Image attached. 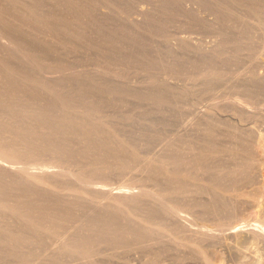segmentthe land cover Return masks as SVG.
I'll return each instance as SVG.
<instances>
[{
    "label": "rangeland",
    "instance_id": "rangeland-1",
    "mask_svg": "<svg viewBox=\"0 0 264 264\" xmlns=\"http://www.w3.org/2000/svg\"><path fill=\"white\" fill-rule=\"evenodd\" d=\"M163 1L0 0V264H264V0Z\"/></svg>",
    "mask_w": 264,
    "mask_h": 264
},
{
    "label": "bare ground",
    "instance_id": "bare-ground-1",
    "mask_svg": "<svg viewBox=\"0 0 264 264\" xmlns=\"http://www.w3.org/2000/svg\"><path fill=\"white\" fill-rule=\"evenodd\" d=\"M162 1V0H161ZM163 2H166V3H168V4H170V2L168 1V0H164ZM167 5V4H166ZM171 7V6H170ZM167 8V7H166ZM156 9V8H155ZM167 9H169V8H167ZM154 11V10H153ZM157 12H158V10H157ZM154 12H152V14H153ZM26 15H28V14H26ZM29 16H30V13H29ZM35 19V18H34ZM57 21V20H56ZM65 28V27H64ZM222 44L223 43H220V46H222ZM3 49V48H2ZM1 52V51H0ZM6 62V61H5ZM4 64V63H3ZM8 67V66H7ZM6 69V68H5ZM11 71V70H10ZM7 74H9V75H11L10 73H7ZM14 74V73H13ZM11 75V77L12 76H14V75ZM253 76L254 77H256L257 76V73L254 71V73H253ZM9 77V76H8ZM12 78H14V77H12ZM57 84V83H56ZM61 85V84H60ZM67 86V85H66ZM82 86V85H81ZM52 88V87H51ZM59 88H60V86H59ZM66 88H68V87H66ZM73 88V87H72ZM86 88V87H85ZM56 89V88H55ZM64 89V88H63ZM69 89V88H68ZM54 90V89H53ZM58 90V89H57ZM74 90V89H73ZM88 90V89H87ZM83 91H84V89H83ZM82 91V92H83ZM88 92V91H87ZM69 93V92H68ZM62 94H63V92H62ZM49 95V94H48ZM11 96V95H10ZM14 96H17V95H14ZM12 97H13V95H12ZM18 98V96L16 97V99ZM22 98V97H21ZM13 99V98H12ZM20 99V98H19ZM6 100V99H5ZM11 101V100H10ZM21 100H19V102H20ZM21 104V103H20ZM23 104V103H22ZM62 104H63V102H62ZM29 107H31V106H29ZM33 108L35 107V106H32ZM36 108V107H35ZM39 108V107H38ZM51 109V108H50ZM90 109V108H89ZM47 111V110H46ZM65 111V110H64ZM63 111V112H64ZM63 112H61L62 114H63ZM69 112V111H68ZM67 112V113H68ZM97 112V111H96ZM34 113H36V112H34ZM49 113V112H48ZM66 112L64 113V114H66L67 116H68V114H67ZM37 114H39V113H37ZM74 114V113H73ZM72 114V115H73ZM95 114V113H94ZM45 115H46V113H45ZM49 115H50V113H49ZM48 115V116H49ZM71 115V116H72ZM64 116V115H63ZM76 116V115H75ZM75 116H74V118H75ZM51 117V116H50ZM73 117V116H72ZM78 117V116H77ZM81 117V116H80ZM82 118H83V116H82ZM73 119V118H72ZM53 120V119H52ZM75 120V119H74ZM79 120H81V119H79ZM92 121V120H91ZM75 122V121H74ZM83 123H85L84 121L82 122V124ZM46 124V123H45ZM53 124V123H52ZM79 124H81V123H79ZM86 124H88L87 122H86ZM84 125V126H83ZM82 126L83 127H85V124H83ZM41 126V125H40ZM39 126V127H40ZM54 126H57L56 124L54 125ZM53 126V127H54ZM87 126V125H86ZM43 127V126H42ZM60 127V126H59ZM65 127V126H64ZM67 127V126H66ZM31 128V127H30ZM69 128H70V130H71V127L69 126ZM36 129V128H35ZM46 129V128H45ZM59 129V128H58ZM67 129V128H66ZM65 129V130H66ZM73 129V128H72ZM87 129V128H86ZM94 129V128H93ZM29 130V129H28ZM51 130V129H50ZM57 130V129H56ZM56 130H55V132H56ZM69 130V133L71 132ZM75 129H73L72 130V132L74 131ZM85 130V129H84ZM90 130V129H89ZM89 130H88V132H89ZM97 130V129H96ZM38 131V130H37ZM45 131V130H44ZM44 131H42L43 133H44ZM53 131H54V129H53ZM53 131H49L50 133H48V134H52V132ZM57 131H59V130H57ZM62 131V130H61ZM67 131V130H66ZM31 132H33V130H31ZM48 132V131H47ZM60 132V131H59ZM62 132H64V130L62 131ZM68 132V131H67ZM85 132V131H84ZM42 133V134H43ZM58 133V132H57ZM65 133V132H64ZM62 133L63 135H67V133ZM75 133H76V131L74 132V133H72V135H75ZM86 133V132H85ZM99 133V132H98ZM71 134V133H70ZM47 135V134H46ZM57 135V134H56ZM68 136V135H67ZM59 137V136H58ZM257 137H258V139H259V145L264 149V131H260L259 133H258V135H257ZM58 139V138H57ZM104 142V141H103ZM89 142L87 141V144H88ZM95 143H96V141H95ZM98 143V142H97ZM66 144V143H65ZM93 144V143H92ZM92 144H88L89 146L90 145H92ZM102 144V143H101ZM100 145V144H99ZM65 146V145H64ZM68 146V145H67ZM85 146H86V143H85ZM88 146V147H89ZM106 146V145H105ZM117 146V145H116ZM118 146H119V144H118ZM80 147V146H79ZM81 147H83V146H81ZM87 147V146H86ZM87 147V148H88ZM120 147V146H119ZM90 149H91V146L89 147ZM118 148V147H117ZM121 148V147H120ZM120 148H118L117 150H121ZM126 149H127V146L125 147ZM5 149H7V148H5ZM62 149V148H61ZM65 148H63V150H64ZM103 149V148H102ZM102 149H101V151H102ZM124 149V148H123ZM3 150V149H2ZM55 150V149H54ZM70 150V149H69ZM107 150V149H106ZM0 151H1V149H0ZM59 151V150H58ZM98 151H100V149H98ZM109 151V150H108ZM126 151V150H125ZM4 152V151H3ZM104 152V151H103ZM110 152V151H109ZM123 153V152H122ZM2 154V153H1ZM97 154V153H96ZM106 154H108V153H106ZM9 155V154H8ZM99 155H100V153H99ZM98 154L96 155V157H98L99 156ZM101 155H103V154H101ZM17 156V155H16ZM1 158V157H0ZM19 158V157H18ZM13 159V158H12ZM3 160V159H2ZM4 160H5V157H4ZM7 162V161H6ZM13 163V162H12ZM16 163V162H15ZM168 163V162H167ZM45 165V164H44ZM150 165H154V164H150ZM196 165V164H195ZM51 167V166H50ZM151 167H153V166H151ZM44 168V167H43ZM153 168H155V169H157L156 168V166L155 167H153ZM153 170V169H152ZM169 171V170H168ZM152 172H154V171H152ZM167 172V171H166ZM236 171H233V173H235ZM232 174V173H231ZM168 176H166V178H167ZM171 178V177H170ZM170 181V180H169ZM171 181H173V180H171ZM170 181V182H171ZM175 181V180H174ZM223 183V182H222ZM170 184V183H169ZM101 185L102 186H104V187H108V186H111V183H109V182H103V183H101ZM132 185V184H131ZM130 184L129 185H127V184H122V185H119V186H116L114 189H116V191L115 192H112V194L113 195H120L121 194V192H125L126 190L128 191H130L133 187L131 186ZM182 186V185H181ZM186 186V185H185ZM184 186V187H185ZM134 187H137V186H134ZM224 187H226V185L224 186ZM214 188V187H213ZM217 188V187H216ZM209 189V190H211V192H213L215 195H217L216 196V198L218 197L219 199H223V200H226L227 202L229 201V203H227L226 201V203L224 202V205L226 206V207H228V210H231V209H234L233 207H232V203L231 202H233V201H235L234 199L235 198H238L239 196H241V195H243L242 193H239V192H235V190H232V192H230L229 191V189H228V191H225V190H227V189H225V190H220V189ZM180 189V188H179ZM113 190V189H112ZM121 190H123V191H121ZM208 191V190H207ZM223 191H225V192H223ZM164 192V191H163ZM226 193H229L228 195L226 194ZM159 194V193H158ZM213 194V195H214ZM254 197V200H256V210L254 211V215H253V213H249V214H244V215H240V216H238V217H236L237 218V222H236V224L231 228V231H230V233H228L227 235H232V234H234V237L236 238H240V237H243V239L241 240V241H234V244H233V248L236 250H238V251H240V253L242 252V250L243 249H248V248H252V247H254V248H258V245H259V243L260 242H264V212L262 211V209H261V207H262V203L259 201V199H260V197H261V195L260 194H258V195H254L253 196ZM215 198V199H216ZM219 199H217V200H219ZM220 201V200H219ZM223 202V201H222ZM254 207H255V205H254ZM210 210V209H209ZM215 210V209H214ZM264 210V209H263ZM217 211V210H216ZM263 212V213H262ZM220 213V212H219ZM229 214H232V212H228ZM217 214H218V212H217ZM34 220V219H33ZM234 223V222H233ZM232 223V224H233ZM40 225H41V223H40ZM231 225V224H230ZM181 226V225H180ZM183 226V225H182ZM202 226H205V225H202ZM46 227V226H45ZM207 229H209V230H214V228L213 227H211V226H208V225H206L205 226ZM237 227H239L238 229H236ZM52 229V228H51ZM188 230V229H187ZM198 232V235L199 236H213V237H216V234H214V233H211L210 235L208 234V233H204V232H199V231H197ZM108 236V235H107ZM233 236V235H232ZM201 238V237H200ZM228 238V237H227ZM191 243H193V244H197V239H193V238H191V236H189L188 238H187ZM200 243V242H199ZM70 246V245H69ZM72 246V245H71ZM231 247V248H232ZM70 248H72V247H70ZM205 249L206 248H204V251H205ZM206 251H208L207 249H206ZM203 252V254H204V260H207V261H209V262H212L213 264H223V262L225 261V260H227V259H225V258H223L222 256H218V257H215V256H213V255H211L212 253H210L209 251L208 252ZM244 251V250H243ZM15 252V251H14ZM14 252H12V253H14ZM198 252V254H199V251H197ZM240 253H238L237 252V254H239L240 256L242 255V253L240 254ZM244 254H245V252H244ZM24 255V254H23ZM244 256V255H243ZM201 258H202V256H200ZM242 257V256H241ZM241 257H240V259H241ZM245 257H246V254H245ZM260 257V256H259ZM200 258V259H201ZM261 258V257H260ZM225 259V260H224ZM239 260V259H238ZM262 260V259H261ZM228 261V260H227ZM242 262H245V261H242ZM247 262V261H246ZM245 262V263H246ZM245 263H243V264H245ZM251 264H252V261L250 262ZM227 264H229V262L227 263ZM242 264V263H241Z\"/></svg>",
    "mask_w": 264,
    "mask_h": 264
}]
</instances>
